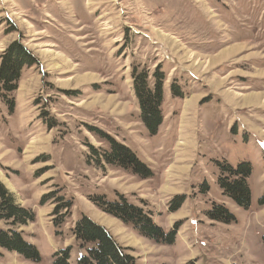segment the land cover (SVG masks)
Segmentation results:
<instances>
[{
	"label": "rangeland",
	"instance_id": "1",
	"mask_svg": "<svg viewBox=\"0 0 264 264\" xmlns=\"http://www.w3.org/2000/svg\"><path fill=\"white\" fill-rule=\"evenodd\" d=\"M16 41L38 62L23 68L13 112L0 97V182L35 212L17 228L41 258L0 246V264H52L68 246L75 264L81 249L72 229L84 215L136 264H264V0H0V58ZM235 45L246 49L230 55ZM134 65L150 75L161 65L167 77L156 135L140 118ZM174 82L183 98L171 93ZM103 132L153 175L101 159L109 149ZM244 161L252 166L248 208L218 184L220 164ZM118 194L165 231L177 227L175 242H155L93 201ZM214 202L236 220H210ZM10 228L0 219V229Z\"/></svg>",
	"mask_w": 264,
	"mask_h": 264
},
{
	"label": "trees",
	"instance_id": "2",
	"mask_svg": "<svg viewBox=\"0 0 264 264\" xmlns=\"http://www.w3.org/2000/svg\"><path fill=\"white\" fill-rule=\"evenodd\" d=\"M37 62L36 57L21 41L13 42L1 54L0 97L11 112L14 111L16 105L10 94H13L18 88L23 68ZM131 74L133 90L139 103L141 121L151 135H156L165 117L163 103L166 74L161 69V65L157 66L152 75L147 69L134 65ZM170 90L175 97L183 98L185 95L183 88L177 82L171 84ZM101 134L109 142V149L103 150L99 155L101 159L110 165L130 170L145 179L153 175L152 169L129 146L117 141L107 133ZM91 149L98 152V149L93 146ZM251 173L252 166L246 161L239 163L236 167L226 162L220 164L218 184L221 190L235 204L243 208H248L251 205V188L248 183ZM185 198V194L177 195L170 202V208L176 210ZM93 199L102 210L126 224L133 225L143 236L158 243L173 244L175 242L177 227L165 231L153 221L150 212L131 202L124 194H118V198L115 200L108 199L106 195H97ZM260 203L264 204V194ZM207 213L210 220L221 223H232L236 220L234 213L224 204L214 202ZM35 215L32 209L16 204L12 193L0 182V219H5L14 226L8 230L0 229V246L9 251H16L26 259L37 262L41 258L37 246L27 240L23 232L17 228L19 225L34 221ZM72 232L81 249V254L77 257L75 264H136L135 258L119 244L113 234L93 219L85 215L82 216L75 223ZM71 250L72 247L68 246L55 252L52 264H71Z\"/></svg>",
	"mask_w": 264,
	"mask_h": 264
},
{
	"label": "bare ground",
	"instance_id": "3",
	"mask_svg": "<svg viewBox=\"0 0 264 264\" xmlns=\"http://www.w3.org/2000/svg\"><path fill=\"white\" fill-rule=\"evenodd\" d=\"M176 44V43H175ZM236 47H231V49L229 48V50H230V55L231 54H233V53H237V51H239V50H242V49H246V46L245 45H239V46H237V45H235ZM226 51H224V53H225ZM227 54V53H226ZM225 54V55H226ZM248 55V54H247ZM251 55H253V54H250V56ZM191 58V57H190ZM219 58H221V55L219 56ZM217 59H218V57H217ZM199 60V59H198ZM216 61V60H215ZM214 62V61H213ZM207 68V67H206ZM262 74H264V72L262 71ZM262 93V92H261ZM254 94V93H253ZM261 95H264V94H261ZM255 96V100L256 101H259L258 99V97H256V96H259V95H253V97ZM258 98V99H257ZM261 98V97H260ZM193 99V98H192ZM245 99H247V98H245ZM237 100V99H236ZM235 100V101H236ZM254 100V101H255ZM246 101V100H245ZM179 143H181L180 145H187V143H186V139L185 138H183V139H181V141L179 142Z\"/></svg>",
	"mask_w": 264,
	"mask_h": 264
}]
</instances>
